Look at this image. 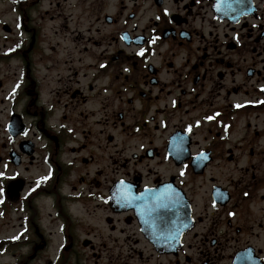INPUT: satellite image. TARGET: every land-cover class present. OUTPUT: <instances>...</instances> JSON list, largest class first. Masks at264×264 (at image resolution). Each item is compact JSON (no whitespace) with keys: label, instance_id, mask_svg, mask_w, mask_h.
Listing matches in <instances>:
<instances>
[{"label":"flooded vegetation","instance_id":"flooded-vegetation-1","mask_svg":"<svg viewBox=\"0 0 264 264\" xmlns=\"http://www.w3.org/2000/svg\"><path fill=\"white\" fill-rule=\"evenodd\" d=\"M0 173V264H264V0H0Z\"/></svg>","mask_w":264,"mask_h":264},{"label":"snow or ice","instance_id":"snow-or-ice-1","mask_svg":"<svg viewBox=\"0 0 264 264\" xmlns=\"http://www.w3.org/2000/svg\"><path fill=\"white\" fill-rule=\"evenodd\" d=\"M143 53H144V49H141L140 54L143 55ZM211 118L212 117H209V119H211ZM0 175H3V173H0ZM44 179H46V177Z\"/></svg>","mask_w":264,"mask_h":264}]
</instances>
